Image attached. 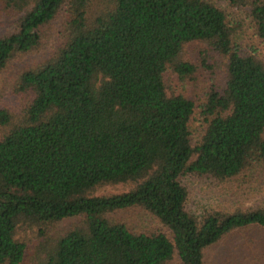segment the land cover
<instances>
[{"label": "trees", "instance_id": "1", "mask_svg": "<svg viewBox=\"0 0 264 264\" xmlns=\"http://www.w3.org/2000/svg\"><path fill=\"white\" fill-rule=\"evenodd\" d=\"M226 1L250 9L264 43V0ZM0 16L14 21L0 34V74L56 44L20 72L17 105L0 107V264H206L230 235L264 234V55L234 41L219 4L0 0ZM197 42L227 60L201 106L166 79L196 77L184 56ZM188 179L227 185L222 198L237 205L191 213ZM108 186L128 190L97 194ZM130 210L160 228L113 218ZM69 219L80 221L51 235Z\"/></svg>", "mask_w": 264, "mask_h": 264}, {"label": "rangeland", "instance_id": "2", "mask_svg": "<svg viewBox=\"0 0 264 264\" xmlns=\"http://www.w3.org/2000/svg\"><path fill=\"white\" fill-rule=\"evenodd\" d=\"M228 15L229 26L233 28L234 41L246 49H256L258 53L264 55V43L256 36V28L254 22L250 18V9H239L231 5L226 0H213ZM63 16L56 21L51 28L53 40L57 42L59 37L56 34L61 31L60 25ZM14 21L11 18L0 16V34L7 29ZM50 30V31H51ZM52 40V41H53ZM51 41V42H52ZM56 44L52 42L45 50V53L34 54L22 59L11 62L8 68L0 74V107L13 108L17 105V98L14 95L13 87L16 80L23 70L29 66H35L44 59L49 58L54 51L52 47ZM185 59L191 63L200 66L196 77L182 84L178 78L170 73L166 75V79L173 89L182 92L191 100L195 101L197 106L206 103L207 95L213 87L219 86L223 82L225 75L226 59L214 53L209 47L202 43L189 44L185 49ZM207 63V67L202 66ZM194 139L198 140L204 132L206 125L202 122V118L197 111L190 124ZM187 187L189 189L188 210L193 214H201L206 210L222 208H234L237 204L234 202L233 196L222 198L221 188L227 191V185L222 187L219 183L211 180H191L188 179ZM264 189V188H263ZM123 186L104 187L97 194L114 195L127 191ZM264 195V194H263ZM245 199V198H242ZM253 204L251 200H245L244 208H249ZM115 219H125L127 221H135V225H145L149 229L160 228V224L152 217L146 215L140 210H130L115 215ZM79 219H69L60 223L51 235L63 234L79 223ZM26 236V235H25ZM24 236V237H25ZM27 237L31 238V233H27ZM206 264H264V234L257 230H247L236 232L230 235L222 243L212 247L206 254Z\"/></svg>", "mask_w": 264, "mask_h": 264}]
</instances>
